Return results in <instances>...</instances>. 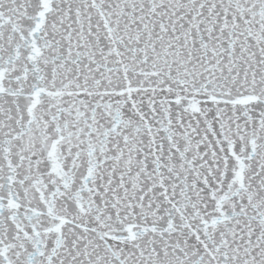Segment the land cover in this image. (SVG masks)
<instances>
[{"label":"snow or ice","instance_id":"6c2138e0","mask_svg":"<svg viewBox=\"0 0 264 264\" xmlns=\"http://www.w3.org/2000/svg\"><path fill=\"white\" fill-rule=\"evenodd\" d=\"M0 264H264V0H0Z\"/></svg>","mask_w":264,"mask_h":264}]
</instances>
